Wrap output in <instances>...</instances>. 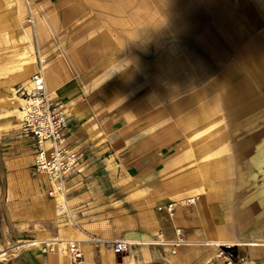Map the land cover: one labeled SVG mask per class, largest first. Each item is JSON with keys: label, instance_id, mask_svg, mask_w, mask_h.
Instances as JSON below:
<instances>
[{"label": "crops", "instance_id": "1", "mask_svg": "<svg viewBox=\"0 0 264 264\" xmlns=\"http://www.w3.org/2000/svg\"><path fill=\"white\" fill-rule=\"evenodd\" d=\"M253 3L250 0V10L247 12L250 15L244 17L250 18V28L255 25ZM42 20L45 18L37 19L36 24H40ZM222 23L219 24L220 27H223ZM47 32L48 37L54 33L50 25ZM203 36L202 50L208 56L207 59L203 53L206 61L203 60L201 53L200 56L196 55L188 48L180 52L176 46H169L157 49L156 55L144 64V68L148 69L146 73L153 76L155 81L169 78L170 82L173 80L172 90H177L178 86L182 89L205 82L211 74L218 76V80L210 87L201 90L202 93L192 92L179 101L172 102L167 110L152 108L145 104L144 99L130 102L129 92L124 96L127 99L121 100L120 97H123L127 91L119 92V86L113 83L112 66L107 63L105 65L96 63L92 70L80 74L79 79L70 78L65 82L60 79L59 66L54 69L56 92L51 93L49 89L47 91L53 99L69 104L67 109L70 113L71 109L73 110L68 141L74 148L86 154V171L97 172L105 169L107 165L116 166L119 171L115 175L100 173L105 177L95 178L97 180L95 184L89 185L81 175L83 180L81 186H76L71 193L79 213H88V215L81 217L83 222L81 232L67 223L62 225L61 236L63 237L69 229L75 231L74 238L81 241L79 245L84 252V262L89 260L90 264H101L100 259H102L105 264H114L119 257H115L111 250L104 246L92 245V250L89 245L83 244L82 234L109 241H127L130 244L129 255L120 258L122 264L128 261H133L132 264H210L211 259L214 260L212 264H224L222 258H215L217 251L214 247L199 244L189 246L191 248L163 246L151 241L159 237L172 241L178 235L177 230L179 238L184 241L212 240L219 229H225L233 236L234 252L239 264H264V187L259 188L255 185V188H248L243 184L248 177H255V181L259 179L264 181L263 174L260 178L257 171L226 176V171L219 168L215 162L211 164L207 160L199 162V159L209 160L213 156L218 157L227 153L229 149L224 144L232 137L227 128L226 134L213 139L209 137L206 139V136L200 138L203 126L197 125L205 122L216 109L223 111L222 116L227 112L233 117L241 114L242 109H245L242 102L246 101L249 94L232 96V89L234 84L243 79H246L247 85L251 86L250 82L254 76L249 69L257 68L259 64L264 66V56L260 54L256 42L252 41L248 44L249 62L244 66L245 68L242 66L251 77L242 70L240 66L242 63L234 67L237 61L233 62L229 73L225 72L222 75L210 73V65L213 72H216L217 62L221 60L225 62V57L219 43L212 42L213 45H210L206 34ZM243 39L245 36L239 32L234 34L233 41L236 45ZM162 54H167L176 62L184 60V63L175 73L161 72L157 60ZM239 54H242V50ZM69 58L70 62L74 63L85 57L80 58L78 55ZM47 68L53 67L47 65ZM144 68H140L141 71ZM234 68L241 69L234 70ZM70 73L71 71L66 72L67 75ZM221 89L223 91L219 92ZM208 95L212 97L206 98ZM205 100L209 101L205 103ZM197 102L201 105L182 118V129L179 130L174 119L177 113ZM167 116L170 119L163 122V117L167 118ZM163 123L168 125L162 128ZM194 126V131L191 130L186 136L188 140L180 142L182 131ZM256 127L251 124L250 136L244 139L241 137L238 143L241 148L243 143L245 148H249V164L253 166L256 162L252 154L256 151L251 149H256L257 146ZM262 143L264 144L263 141ZM189 144L196 158L195 165L188 169V164L185 163L187 155L183 150L189 148ZM212 148L219 151L210 154L209 150ZM171 149L177 151L170 153ZM111 150H120V156H113L115 159H111ZM29 158L25 157L27 164H30ZM239 162L241 163V158ZM160 173L168 174L170 178L161 180ZM114 180H121L122 186L113 189ZM90 181L94 180L91 178ZM222 181L233 182L224 184L221 183ZM103 182H106L104 186ZM68 186L73 189L71 181ZM190 197L194 198L193 204L186 203ZM169 204L174 205L171 214L165 210ZM57 207L56 204V209ZM63 208L67 211L66 200ZM25 211L30 210L26 208ZM59 211L57 210L58 213ZM128 240L147 242L151 240V243L146 246H136Z\"/></svg>", "mask_w": 264, "mask_h": 264}, {"label": "rangeland", "instance_id": "2", "mask_svg": "<svg viewBox=\"0 0 264 264\" xmlns=\"http://www.w3.org/2000/svg\"><path fill=\"white\" fill-rule=\"evenodd\" d=\"M251 1L254 2L253 20L255 24L252 28L249 27L250 18H244L250 15L247 13L250 10V0H28L34 16L31 23L27 22V24L32 25L34 21L37 23V19L45 18L54 31L53 35L48 37L42 45L37 47L33 43L32 50L29 43L24 44L18 40L19 32L7 20L11 12L24 11V0H0V264H64L58 260L60 252L57 244L42 243L26 248L22 246L26 241L42 238L61 239L62 225L67 223L81 232L83 229L81 228L83 224L81 217H86L88 213H79L71 198L75 187L81 186L83 180L80 176L82 175L85 183L89 185L95 184L97 181L95 178L105 177L100 173L115 175L119 172L118 167L112 165H107L105 169L97 172L86 171V154L75 148L85 156L79 173L73 172L67 177L61 191L44 184L41 180V173L33 167V142L23 133L21 129L23 118L17 119L11 101L14 93L15 97L25 101V94L32 87L31 85L26 88L23 83L14 81L15 71L13 69L19 65L14 53L22 48H30L37 66L40 68L41 65H51L54 69L59 66V76L64 82L70 78L79 79L80 74L92 70L96 63L103 65L107 63L112 66L113 83L119 86V92L127 91L123 97H120L121 100L125 99L124 96L129 92L130 102L144 99L145 104L152 108L167 110L172 102L179 101L192 92L202 93L201 90L210 87L218 80V76L211 74L205 82L182 89L178 86L177 90H172L173 80L170 82L169 78L168 80L159 79V82L155 81L153 76L147 74L148 69L144 68V64L156 55L157 49L169 46H176L180 52L188 48L196 55L200 56L199 53H201L203 56L201 57L206 61L205 56L207 59L208 56L202 50L204 34L209 38L210 45H213L212 42L220 44L225 57V62L223 60L219 62L220 64L217 62L216 72H213L210 65V73L218 75L229 73L235 61L237 62L234 67L241 63V67L247 65L250 51L248 44L252 41L256 42L260 54L264 56V0ZM220 23L223 27L219 26ZM236 32L245 36V39L237 45L233 41ZM241 50L242 54H239ZM78 55L80 58L83 56L85 58L71 63L69 57ZM96 55H98L97 58ZM209 57L212 60V56ZM41 60L44 62L41 63ZM243 67L242 70L251 77ZM140 68L144 69L141 71ZM236 69L241 68H234ZM249 70L254 78L250 82L252 87L248 93L249 96L246 101L242 102L245 109H242L241 114L233 117L227 112L222 116L223 111L216 109L205 122L197 124L203 126L200 138L206 136V139L208 137L213 139L226 134L227 128L230 130L232 138L229 141L226 140L224 144L229 149L227 153L218 157L213 156L209 160L199 159V162L206 160L210 164L215 162L219 168L226 171V176L240 172L257 171L259 173L264 168V144L262 143L264 142V66L259 64L257 68L252 67ZM67 71H71L70 75L66 74ZM32 77L29 79L31 84ZM9 86L10 91H8ZM132 86L134 87L131 88ZM222 89L219 92L223 91ZM209 97L212 96L208 95L206 98ZM209 100H205V103ZM200 105V102L191 104L190 107L177 113L174 119L177 121L179 130L182 129V118ZM247 117H250V120ZM168 119H170L168 116L163 117V122ZM251 124L254 127L257 126L255 130L257 146L256 149H251L256 151L252 154L256 162L254 166L249 164V148H245L244 143L242 148L238 146L241 137L244 139L250 136ZM167 125L161 124L162 128ZM195 126L182 131L180 142L188 140L186 136L191 130L194 131ZM173 151L177 150L171 149L170 153ZM183 151L187 155H185V163L188 164L189 169L195 165L196 157L192 153L190 144L189 148ZM209 151L212 154L219 150L212 148ZM110 153L111 159L120 156V150H111ZM25 157L31 158L30 164L26 163ZM239 158H241V163ZM160 174L162 175L161 180L170 178L168 174ZM77 178L80 179L74 181ZM91 178L94 181H90ZM254 178L248 177L243 184L248 188H254L255 185L263 188L264 181L261 179L255 181ZM70 181L73 185L72 190L68 188ZM232 182L222 181L221 183L232 184ZM102 184L104 186L106 182ZM121 186V180L113 181V189ZM56 193H62L67 201V211L63 208L59 213L57 212ZM190 199L194 200L192 197ZM26 208L30 211L26 212ZM85 232L88 233L86 230ZM89 237L93 236L82 234L85 242L83 244L89 245L93 250L92 245L96 244L88 241ZM77 245L82 258L75 261L70 255L69 261L65 264H90L89 260L84 262V252L81 246ZM214 249L217 251L216 258L218 249ZM128 253L126 256L129 255ZM120 258L114 264H122ZM100 261L101 264H105L102 259ZM213 262L214 260L211 259L210 264ZM132 263L133 261H128L124 264Z\"/></svg>", "mask_w": 264, "mask_h": 264}, {"label": "built area", "instance_id": "3", "mask_svg": "<svg viewBox=\"0 0 264 264\" xmlns=\"http://www.w3.org/2000/svg\"><path fill=\"white\" fill-rule=\"evenodd\" d=\"M28 19V23H30ZM32 89L25 94V113L21 129L33 142V167L39 173H45L58 191L63 190L64 183L73 172L79 173L85 161L84 153L75 150L68 141L70 112L65 105L47 94L39 74L32 77ZM173 205L169 204L166 211L171 214ZM179 233V231H178ZM93 244L104 246L117 257H123L129 251V245L123 240H103L89 237ZM177 244L173 245L176 247ZM218 257L224 264H239L234 246L219 245ZM73 260L82 258L77 247L72 248Z\"/></svg>", "mask_w": 264, "mask_h": 264}, {"label": "bare ground", "instance_id": "4", "mask_svg": "<svg viewBox=\"0 0 264 264\" xmlns=\"http://www.w3.org/2000/svg\"><path fill=\"white\" fill-rule=\"evenodd\" d=\"M25 6L24 11H15L8 14L7 20L10 22L12 27H15L17 29L18 33V40L22 41L24 44L29 43L30 48L35 46H40L44 41L48 38V28L49 25L46 20H42L40 24H36L35 21L32 25H28V19L32 21L34 13L32 11L31 5L28 2V0H24ZM29 15V16H28ZM226 19V18H224ZM31 23V22H30ZM10 26V25H9ZM47 37V38H46ZM34 43V44H33ZM33 45V47H31ZM30 48H22V50L17 51L14 53V55L17 58V61L19 62L18 67H15L13 70L15 71L13 74V77L15 78L14 81H19L23 83V85L27 88L30 87L31 80L30 77L34 76L36 73L40 75L43 83L44 88L47 92V89L51 91V93L56 92V75L54 68H47V65H41L40 68L37 66V63L34 59V56L32 55V51ZM44 61L41 60V63ZM184 63V60H177V62L173 59H171L167 54H162L158 60L157 64L160 66L159 70L164 73H175L179 70L180 66H182ZM179 65V66H178ZM13 73V72H11ZM33 87V86H32ZM30 87L29 89H32ZM252 86L247 85L246 79H243L242 81L234 84V87L232 89L231 95L236 96L238 94H242L241 96H246L250 92ZM10 86L8 87V91H10ZM13 95V94H12ZM15 95V93H14ZM12 96L11 101L13 105V109L15 112V115L18 120H21L24 117L25 111L22 109L25 108V101L21 100L19 97ZM65 107L68 108L70 106L69 104H65ZM73 112V110L71 109ZM71 112V113H72ZM71 115V114H70ZM246 118V117H245ZM250 120V117H247ZM28 162L31 163V158L28 159ZM259 175L264 174V168L258 173ZM259 177V176H258ZM41 180L46 184L53 188H57V184L53 183L51 178L47 176L45 173H41ZM255 188V187H254ZM58 191V190H57ZM64 192V191H63ZM55 202L58 205L57 210H61L64 207L65 198L63 197L62 193H56L55 194ZM186 203L193 204L194 200L189 199ZM213 208V207H212ZM217 208V207H216ZM217 212V211H216ZM214 214V213H213ZM216 219V218H215ZM225 225V224H224ZM177 237L174 238L172 241H167L163 238H156L154 240H150L151 242H155L157 244H161L163 246H173L177 244L176 246H183V247H189L194 246V244H199L200 246L205 247H214L216 248L219 245L225 244L226 246H234L233 243L235 242L233 240L232 234H230L225 229H219L216 233V236L214 239H208L205 241H184L181 238H179V233L177 230ZM75 231L74 230H67V232L64 233L63 237L61 239H46V240H33V241H26L24 242L22 248L30 247V246H37L41 245L42 243H48V244H57V249L59 250V258L58 260H61L59 262L66 263L69 261L70 253L74 252V249L72 248L77 247L79 250V247L77 244H80L81 241L74 238ZM124 241V240H123ZM132 242V245L136 246H146L147 244L151 243L150 241H142V240H128ZM127 242V241H125ZM128 243V242H127ZM129 244V243H128ZM135 246V247H136ZM196 246V245H195ZM191 248V247H189ZM69 255V256H68ZM2 257V256H1Z\"/></svg>", "mask_w": 264, "mask_h": 264}, {"label": "trees", "instance_id": "5", "mask_svg": "<svg viewBox=\"0 0 264 264\" xmlns=\"http://www.w3.org/2000/svg\"><path fill=\"white\" fill-rule=\"evenodd\" d=\"M233 250H235V248Z\"/></svg>", "mask_w": 264, "mask_h": 264}]
</instances>
